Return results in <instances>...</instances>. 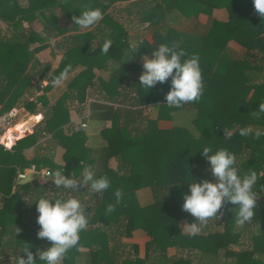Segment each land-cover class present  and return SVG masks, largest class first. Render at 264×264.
I'll list each match as a JSON object with an SVG mask.
<instances>
[{
  "label": "trees",
  "instance_id": "16d2710c",
  "mask_svg": "<svg viewBox=\"0 0 264 264\" xmlns=\"http://www.w3.org/2000/svg\"><path fill=\"white\" fill-rule=\"evenodd\" d=\"M117 1L124 0H26V5H21L19 0H0V21L6 24L5 32H0V115L19 105L21 100V106L30 115L46 108L32 133L17 139L9 149L0 145V264H16V256L25 246H30L33 253L37 248L50 247L48 241L37 238L39 226L33 200L41 195L71 197L68 191L55 188L51 173L60 169L66 175L79 177L85 163L93 164L90 148L85 146L84 130L79 127L69 135L63 132L66 101L71 98L84 101L88 89L95 85L94 69H107L110 62L114 63L108 80L100 79L103 96L116 100L132 71L135 79L131 105L138 108L108 111L113 124L103 131L107 156L116 157L123 171L122 166L117 171L106 167L95 174L107 175L111 188L99 193L89 210L85 206L89 225L81 233L79 247L70 250L63 264H264V191L258 189L257 212L253 222L243 227L237 225L236 209H231L233 206L229 204L223 209L221 219H210L200 234L190 236L183 226L193 222V218L182 210V194L189 190L188 182L183 180H191V175L198 181L214 182L200 151L205 146L213 151L227 148L236 155L244 171L251 168L264 172V136L255 140L251 135L241 137L237 133L228 139L223 132L224 129L237 132L241 127H250L253 132L257 128L264 130V114L259 119L254 114L259 104L264 103V18L256 12L252 0H177V3L133 0L130 5L136 7L139 21L148 23L145 28L153 34V41L140 37L129 43L124 39V27L112 20L108 11ZM86 7L101 8L103 19L93 29L67 37L56 68L38 61L35 53L47 45L50 34L65 33L58 22L60 17L66 16L72 27L79 28L73 18L79 17ZM217 8L228 11L227 21L211 17ZM173 10H177L174 23L177 26L200 13L207 14L209 22L203 31L176 28L167 22ZM37 19L42 24L40 32L30 27ZM96 31L106 33L105 38L95 41ZM106 38L113 41L107 55L100 52ZM231 40L245 48L242 55L228 53ZM35 42L39 45L31 48ZM160 44H175L188 56H199L205 87L198 102L180 108L165 105L170 78L149 91L140 86L139 76L143 71L140 58L142 55L151 58ZM132 45H139L138 51L132 60L123 63ZM69 65V73L77 66L83 69L69 80L67 92L49 105L47 93L53 89L51 80ZM31 89L37 90L38 95L28 99ZM147 105H153L154 115L147 117L141 127L140 107ZM182 114L190 118L188 124L174 122L169 129L158 127L159 120L173 121ZM121 116L126 121L123 125L118 124ZM16 125L15 136H21L27 128L25 122ZM47 132L65 148L62 166L47 155L25 157L24 150ZM31 165L37 170L49 167L46 183L33 180L18 184V175ZM259 183L264 184V178ZM142 188L151 190L150 199L143 203L137 195ZM116 189L123 190L121 203L111 215L105 216V207L115 203ZM27 212L31 217L27 218ZM135 230H142L150 238L147 255L139 257L137 246L132 244L133 253L119 259L117 248L122 245L121 238L131 237ZM81 247L88 248L85 254ZM170 247L180 254L168 256ZM83 254L85 260H81Z\"/></svg>",
  "mask_w": 264,
  "mask_h": 264
},
{
  "label": "clouds",
  "instance_id": "9594fccd",
  "mask_svg": "<svg viewBox=\"0 0 264 264\" xmlns=\"http://www.w3.org/2000/svg\"><path fill=\"white\" fill-rule=\"evenodd\" d=\"M254 9L264 18V0H252ZM104 16L99 7H86L79 17H74V24L87 29L98 24ZM113 41L106 38L100 48L102 54L107 55ZM139 45H132L126 52L123 63L134 58ZM70 65L54 76L51 80L52 87H59L68 76ZM143 71L139 76L140 86L151 90L157 84L169 82L170 90L165 96L169 107L180 108L185 104L198 102L204 93V81L200 58L198 55L188 54L175 44H160L151 58L143 57ZM257 119L264 114V103H260L254 111ZM224 137L231 139L233 135L241 137L252 136L260 140L264 136V130L257 128L254 132L250 127H241L237 132L224 129ZM200 151L208 162L209 171L214 177V182L209 179L197 180L191 175L188 182V192L183 193L182 210L193 218L191 223H185L184 231L190 236L201 233L210 219L219 220L223 216V209L231 204L236 209L235 219L238 226L243 227L253 222L257 212L258 189L264 191V184L260 180L264 178V172L249 168L241 169L235 154L227 148H218L215 151L205 146ZM52 182L56 189L77 192L82 186H87L90 193H103L111 188V180L107 175L96 176L91 166L85 163L79 177L66 175L57 169L51 173ZM179 184V183H176ZM122 189L114 191L115 203H109L104 209V215L109 216L121 203ZM37 212L36 222L39 226L37 238L50 243L46 250L36 249L33 253L30 246H25L17 254L16 264H62L70 250L78 248L81 241V233L89 225V216L80 199L71 197H51L41 195L33 200ZM31 205V204H30ZM38 257V259L36 258ZM2 261V260H0Z\"/></svg>",
  "mask_w": 264,
  "mask_h": 264
},
{
  "label": "crops",
  "instance_id": "0c3cea01",
  "mask_svg": "<svg viewBox=\"0 0 264 264\" xmlns=\"http://www.w3.org/2000/svg\"><path fill=\"white\" fill-rule=\"evenodd\" d=\"M19 1L21 2L20 3L21 5H26V0H19ZM132 1L133 0L117 1L114 4H112L108 10L111 14L112 20L121 24L124 27L125 30L124 39H126L127 42L134 43L135 40L139 39L140 37H144L148 39L150 42H152L153 34L149 29L145 28V26L148 23L142 24L143 22L139 21L138 13H136V7L130 5V2ZM152 1L153 0H147V2H152ZM160 3H162L164 8L166 7L163 4L164 2H160ZM170 3H177V0H173ZM173 11L174 12L169 14L171 15V17L170 16L168 17L167 22L169 24L174 25V27L176 28L178 27L183 30L197 28L198 31H203L209 22L208 15L204 13H200L197 17L184 19L177 26V24H174L175 21L177 20V10H173ZM211 17L217 20L227 21L229 18V14L225 8H217V9H213ZM58 22L66 30L65 33L56 36L50 34V37L46 41L47 45L43 49L35 53V57L37 58L38 61H40L41 63H51L52 68H56L60 62L62 54L65 50L67 37L79 32H84L93 29L97 25L96 24L87 29H83L80 27L74 28L72 27L71 22L68 20L66 16L63 17L61 16ZM24 25L26 27L29 26L27 22H24ZM30 27H32L33 30L40 32L42 30L41 21L39 19L34 20L30 24ZM144 28H145V32H142ZM5 29H6V24L0 21L1 34L5 32ZM105 35L106 33L96 31L95 41L104 39ZM38 45L39 43L35 42L31 44V48L36 47ZM227 51L231 56H238L244 53L245 48L240 44H238L237 42L231 40L228 42ZM144 56L145 55H142L140 58V63L142 65H143ZM112 63L114 62H110L107 69L104 68L94 69V74L96 77L95 85L88 89V91L85 94L86 96L84 101L81 102L75 98L67 99L66 101L68 108H67V116L65 117L66 121L63 124V132L66 135H69L71 131L78 129L81 123L86 124V127L83 129L86 135L85 146L90 148L93 164H89V165L91 166V169L94 172V174L98 173L99 171L103 170L106 167L117 171L119 167L122 166L121 172L123 171V165H121V163L116 157L107 156V151H106L107 142L103 137V131L111 128L113 124L112 116L110 113H108V111L110 109L116 110L118 108L130 109V110H134L138 108L136 106L131 105V101L133 100L134 97L133 85L135 79V74L132 71H129L127 78L125 79L124 83L121 86V95L117 97L116 100H109L103 96L104 94L101 91V87H100L101 86L100 79L105 81L108 80ZM82 69L83 66L75 67L68 74L62 86L53 87V89L47 93V99L49 105L54 104L58 100V98H60L63 94L67 92L69 80L73 78L76 75V73H78ZM45 83L46 82L44 79L43 85ZM35 84L36 81H33L32 85L35 86ZM36 95H38V91L35 89H31L30 95L27 96V98L31 99ZM21 104H22V100L20 101L19 105L15 107L20 109L21 114L24 117L23 120L21 121L25 122L27 128L21 132V134L23 133L21 136L18 135L19 137L18 136L14 137V135L17 134L15 128H17L18 125H15V127H12L5 132H3L2 129H0V145L3 146V142H6L8 146H6L5 148L7 149H9L15 143V141L20 137L32 133L37 123L43 119V112L46 110V108H41V109L39 108L40 110L37 114L30 115L27 111H25V109L21 106ZM1 106L2 105L0 104V108ZM140 108L142 110L140 115L141 118L143 119V122L141 121V127H143L144 120L147 118V114H149L148 118L154 115V108L153 105H147ZM176 119L177 116L174 117L173 121L166 119L159 120L158 127L161 129H169L173 126L174 122H176ZM125 122L126 121L123 116H121L118 119L119 125H123L125 124ZM135 122L136 125H138L139 119L136 118ZM64 152H65V148L62 147L60 144H58L57 139L52 138V134L48 132L43 134L41 137H39V139L34 145L24 150V154L27 159L33 158L36 154L47 155L53 160L55 164L60 166L64 164V160H63ZM44 170H49V167H45V168H41L40 170H37L34 165H31L29 167H26L21 173L27 175L32 172L31 180L28 182L37 180L39 183L44 184L47 182V177L50 176V174L45 175ZM81 188L85 190L77 189L76 190L77 192H74V194L73 191H68V196H75L76 198L80 199L83 206L84 207L87 206L88 207L87 210H89L91 208L92 202L99 196V193H95V194L90 193L86 185L82 186ZM52 193L53 192H51L50 194ZM137 195L141 203L146 202L151 197V190L150 188H142L137 192ZM91 212L89 214H91ZM26 215L27 218L31 217L30 212H27ZM149 240H150L149 236H147L145 232H143L142 230H135L131 237H122L121 238L122 245L119 248H117V254H119V259L124 257L128 252L133 253L132 250L130 249L132 244H135L137 246V255L141 258L145 257L147 255V243ZM80 250L85 254L88 248L81 247ZM84 254L81 257V260L82 259L85 260L87 258L86 255ZM167 254L168 256L175 254L179 255L180 252L179 250L170 247L167 249Z\"/></svg>",
  "mask_w": 264,
  "mask_h": 264
},
{
  "label": "built area",
  "instance_id": "2783aa9c",
  "mask_svg": "<svg viewBox=\"0 0 264 264\" xmlns=\"http://www.w3.org/2000/svg\"><path fill=\"white\" fill-rule=\"evenodd\" d=\"M23 118L24 117L22 116L20 109L14 107L0 116V129H2L3 132H5L10 128L15 127V125L19 123V121L23 120ZM85 127H86L85 123L80 124V128L84 129ZM3 146L6 147L8 145L6 142H3ZM44 174L49 175L50 174L49 170H44ZM23 177L24 174L22 173L18 175L19 179H22Z\"/></svg>",
  "mask_w": 264,
  "mask_h": 264
},
{
  "label": "rangeland",
  "instance_id": "374dc122",
  "mask_svg": "<svg viewBox=\"0 0 264 264\" xmlns=\"http://www.w3.org/2000/svg\"><path fill=\"white\" fill-rule=\"evenodd\" d=\"M142 32H145V29L142 30ZM149 111V110H148ZM150 112V111H149ZM149 114H147L148 117ZM190 118L188 116H186L185 114L180 115L177 119H176V123H183V124H188L189 123ZM23 134V133H22ZM21 134V135H22ZM5 141V140H4ZM257 201H260V198L257 199Z\"/></svg>",
  "mask_w": 264,
  "mask_h": 264
},
{
  "label": "water",
  "instance_id": "95a60500",
  "mask_svg": "<svg viewBox=\"0 0 264 264\" xmlns=\"http://www.w3.org/2000/svg\"><path fill=\"white\" fill-rule=\"evenodd\" d=\"M31 175H32V172L30 174L24 175V177L20 179L18 183L20 184L27 183L28 181L31 180Z\"/></svg>",
  "mask_w": 264,
  "mask_h": 264
}]
</instances>
